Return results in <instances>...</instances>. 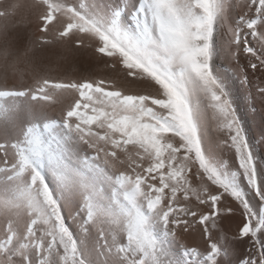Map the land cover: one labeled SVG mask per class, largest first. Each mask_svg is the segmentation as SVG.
<instances>
[{
	"label": "snow or ice",
	"instance_id": "obj_1",
	"mask_svg": "<svg viewBox=\"0 0 264 264\" xmlns=\"http://www.w3.org/2000/svg\"><path fill=\"white\" fill-rule=\"evenodd\" d=\"M0 264H264V0H0Z\"/></svg>",
	"mask_w": 264,
	"mask_h": 264
},
{
	"label": "bare ground",
	"instance_id": "obj_2",
	"mask_svg": "<svg viewBox=\"0 0 264 264\" xmlns=\"http://www.w3.org/2000/svg\"><path fill=\"white\" fill-rule=\"evenodd\" d=\"M77 53L78 54L75 57H70L69 61L63 66V69L65 71L68 70L70 67H73L77 75L92 76L94 78H101L104 76H109L114 79L116 78L114 73H109L102 70L103 60L95 52L77 50ZM117 83H119L120 86L123 87L126 91H139V86L131 80L121 81L117 79ZM249 118L253 128H255L258 118L251 119V114H249ZM186 239H188L189 242H191L192 240L191 237H186Z\"/></svg>",
	"mask_w": 264,
	"mask_h": 264
}]
</instances>
